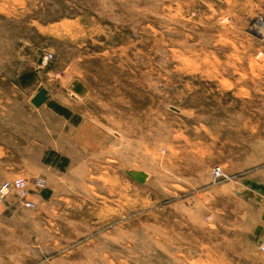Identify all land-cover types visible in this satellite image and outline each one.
I'll list each match as a JSON object with an SVG mask.
<instances>
[{
    "label": "rangeland",
    "instance_id": "1",
    "mask_svg": "<svg viewBox=\"0 0 264 264\" xmlns=\"http://www.w3.org/2000/svg\"><path fill=\"white\" fill-rule=\"evenodd\" d=\"M19 83L74 139L0 172L35 203L0 199V264H264V0H0V100Z\"/></svg>",
    "mask_w": 264,
    "mask_h": 264
},
{
    "label": "crops",
    "instance_id": "2",
    "mask_svg": "<svg viewBox=\"0 0 264 264\" xmlns=\"http://www.w3.org/2000/svg\"><path fill=\"white\" fill-rule=\"evenodd\" d=\"M31 88L19 83L15 86L19 96L0 100V172L42 173L72 155L74 116L67 101L56 100L48 91L47 103L38 108L32 101L42 89ZM56 108L66 111L67 116ZM5 149H17L18 153H6ZM49 157L51 163L46 161Z\"/></svg>",
    "mask_w": 264,
    "mask_h": 264
},
{
    "label": "built area",
    "instance_id": "3",
    "mask_svg": "<svg viewBox=\"0 0 264 264\" xmlns=\"http://www.w3.org/2000/svg\"><path fill=\"white\" fill-rule=\"evenodd\" d=\"M54 60L52 54L45 56L43 60V66L48 65V63ZM215 179H220L223 177V173L219 168L214 170ZM38 187H43V182L38 183ZM15 193L25 209L31 210L35 208V203L32 202L30 198V190L28 188L27 180L17 179L13 182H5L0 186V199L7 198L10 194Z\"/></svg>",
    "mask_w": 264,
    "mask_h": 264
},
{
    "label": "water",
    "instance_id": "4",
    "mask_svg": "<svg viewBox=\"0 0 264 264\" xmlns=\"http://www.w3.org/2000/svg\"><path fill=\"white\" fill-rule=\"evenodd\" d=\"M48 91L46 89L40 90V92L37 94V96L33 99L32 103L36 107H41L48 101Z\"/></svg>",
    "mask_w": 264,
    "mask_h": 264
},
{
    "label": "trees",
    "instance_id": "5",
    "mask_svg": "<svg viewBox=\"0 0 264 264\" xmlns=\"http://www.w3.org/2000/svg\"><path fill=\"white\" fill-rule=\"evenodd\" d=\"M56 111H58V113H60V114H62V115H66V116H67L66 111H63V110L60 109V108H56Z\"/></svg>",
    "mask_w": 264,
    "mask_h": 264
}]
</instances>
